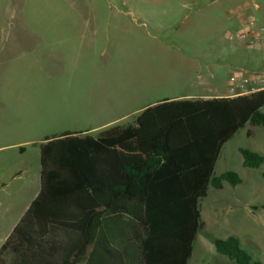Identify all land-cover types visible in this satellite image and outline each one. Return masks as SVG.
Wrapping results in <instances>:
<instances>
[{
	"label": "trees",
	"instance_id": "1",
	"mask_svg": "<svg viewBox=\"0 0 264 264\" xmlns=\"http://www.w3.org/2000/svg\"><path fill=\"white\" fill-rule=\"evenodd\" d=\"M263 108L264 90L164 101L96 138L44 139L40 191L0 246V264H79L81 251L80 264H187L203 227L200 201L210 187L241 185L233 172L215 176L223 146L246 125L264 128ZM132 141L139 161L121 149ZM240 154L243 168L264 163ZM212 244L235 264H257L233 237Z\"/></svg>",
	"mask_w": 264,
	"mask_h": 264
},
{
	"label": "rangeland",
	"instance_id": "2",
	"mask_svg": "<svg viewBox=\"0 0 264 264\" xmlns=\"http://www.w3.org/2000/svg\"><path fill=\"white\" fill-rule=\"evenodd\" d=\"M230 1L216 0L210 5L209 1L196 0H0V109L5 104L9 111L5 119L0 115V244L40 188L39 141L29 144L36 140L38 132L25 116L21 119L18 116V111L32 108L26 100L33 99L32 95L42 90L40 84L44 77L41 78L37 69L35 43L41 38L51 41L52 27L105 29L108 42L88 50L89 57L85 59L88 79L83 83L75 81L70 88L76 91L80 86L85 87L96 97L119 95L130 85L132 74L144 77L147 72H161L166 60L170 59V66L177 69L173 53L179 48L188 60L194 55L198 57V64L194 68L188 66L185 86L171 83V93L209 99L223 95L233 71L240 70L246 76L264 72L261 67L264 51L256 52L242 42L228 39L229 32L234 31L225 17ZM232 1L234 5L249 2L245 20L258 16L254 7L259 4L256 0ZM122 12L133 14L126 17ZM137 13L153 22L177 18V28L157 34L170 47L169 52L153 46L146 26L138 27L132 22ZM13 43L28 47L9 49L8 44ZM56 86L59 91L67 90V82H58ZM20 149L24 151L21 153ZM121 149L130 153L134 161L140 160L135 142L126 143ZM240 150L264 158V128L246 125L223 146L215 176L233 172L241 179V185L224 184L221 190L210 187L207 197L200 201L203 227L187 264H235L216 253L212 244V238L231 237L239 241L252 262L264 264V163L258 169L243 168Z\"/></svg>",
	"mask_w": 264,
	"mask_h": 264
},
{
	"label": "crops",
	"instance_id": "3",
	"mask_svg": "<svg viewBox=\"0 0 264 264\" xmlns=\"http://www.w3.org/2000/svg\"><path fill=\"white\" fill-rule=\"evenodd\" d=\"M196 1H209L210 5L216 2V0ZM256 1L259 3L257 5L254 4L255 10L259 12L258 16L255 17L257 20L256 27L260 30V34L264 35V0ZM233 3L234 1L232 0L228 2L229 6H227L225 11V17L230 22L232 29H234L232 33L229 32L228 39L242 42L245 47L253 49L256 52L264 51V43L249 45L237 39V36L244 31L245 12L249 9L250 4L249 2H243L241 5H234ZM70 13L79 14L76 12H66V14ZM122 14L129 17L128 15H132L133 13L122 12ZM137 14L139 15L134 16L132 22L138 27L146 26L147 29L150 30V32L148 31V36L153 40V46L169 52L170 47L164 43L157 34L165 29L177 28V18H170L165 22H153L146 20L140 13ZM50 30L51 41L48 42L41 38V41L36 42L33 46L36 51L37 69L41 74V78L42 76L44 77L42 78L43 82L40 81L42 90L32 95L33 99L26 100V104H30L32 108H27L20 112L18 111L19 119L25 116L27 122H32L34 128L38 132L37 138H35L36 140L29 143L31 145L38 143L36 141H39L40 145L46 138L57 137L66 133L96 138L101 132L110 128L133 125L137 117L144 110L164 101L197 100L192 99L193 96L175 95L170 91L173 81L176 84L179 83L180 86L181 84L185 86L187 83L186 73L188 71V66L194 68L198 64V57L194 55V58L188 60L186 55L180 52L179 48H175L177 52L173 53L175 63L178 66L177 69L176 66L175 68L170 66L169 59L166 60L168 66H166L165 63V69L161 70V72H147L144 77H140V75H134L133 77L132 74L129 78L131 82L130 85L122 89L119 95L96 97L92 96L87 88H82L81 86L79 90L72 91L70 90L72 83L75 81L83 83L85 79H88L89 71L87 76H85V68L88 70V60H85L89 57L88 50L97 44H101V42L107 43L109 40L107 31L97 26L76 30L52 27ZM153 31L156 34H154ZM8 47L13 50H21V47L26 48L28 45L13 43L8 44ZM75 52H77L76 55L74 54ZM261 67L264 69V59L261 62ZM181 68L183 70V76L181 74ZM242 78L251 80L250 83L245 85L243 90L251 87L257 88L249 92H241L243 91L240 89ZM257 78L264 79V72H262L261 75L246 76L240 70L233 71L226 81L223 95L210 96L211 98L209 99L234 98L239 95L264 90V83L257 82ZM58 82H67V90L59 91L57 89L58 86H56ZM155 97H157V99H155ZM25 98L29 99L27 97ZM0 111L2 119L8 117L9 111L5 104L2 105ZM91 133H96L97 135L92 136ZM20 151L22 153L24 150L20 149ZM38 193L30 201V204ZM30 204H28L19 216L14 227L27 211ZM97 218V221L101 219V217ZM95 220L96 218L91 221L89 231L92 226L97 223ZM6 238L0 246L4 243ZM88 238H91L89 233ZM84 256L85 251H81L75 257V261L80 264V260L83 259Z\"/></svg>",
	"mask_w": 264,
	"mask_h": 264
},
{
	"label": "built area",
	"instance_id": "4",
	"mask_svg": "<svg viewBox=\"0 0 264 264\" xmlns=\"http://www.w3.org/2000/svg\"><path fill=\"white\" fill-rule=\"evenodd\" d=\"M237 39L244 41L249 45L264 43V35L260 34V30L256 27V20L254 17L249 16L246 18L244 31L237 36ZM256 80L259 83H264L263 78H257ZM241 81L242 85L240 86V89L243 90L245 85L250 83L251 80L248 78H242Z\"/></svg>",
	"mask_w": 264,
	"mask_h": 264
}]
</instances>
